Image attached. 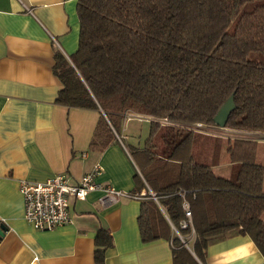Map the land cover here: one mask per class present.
Returning a JSON list of instances; mask_svg holds the SVG:
<instances>
[{
  "label": "trees",
  "instance_id": "16d2710c",
  "mask_svg": "<svg viewBox=\"0 0 264 264\" xmlns=\"http://www.w3.org/2000/svg\"><path fill=\"white\" fill-rule=\"evenodd\" d=\"M260 1L78 0V49L71 63L60 51L54 56L63 86L57 103L101 110L92 148L117 142L127 112L177 124L151 122L144 147L131 150L141 173L133 195L146 189L141 240L171 241L173 264H204L210 244L232 232L249 236L264 255V166L256 161L264 64L248 60L264 54ZM232 95L236 108L223 129L239 136L226 139L238 170L228 179L194 161L197 132L188 127L218 129L214 119ZM95 244V262L105 264L112 236L101 228Z\"/></svg>",
  "mask_w": 264,
  "mask_h": 264
},
{
  "label": "crops",
  "instance_id": "0c3cea01",
  "mask_svg": "<svg viewBox=\"0 0 264 264\" xmlns=\"http://www.w3.org/2000/svg\"><path fill=\"white\" fill-rule=\"evenodd\" d=\"M77 3L0 0V264H96L101 228L113 239L105 264H173L171 241L141 240L146 189L136 198L111 199L101 190L71 198V223L51 231H37L24 219L22 180L62 175L77 185L98 166L97 182L133 194L141 176L131 150L145 142L126 135L138 119L123 118L117 142L98 150L91 142L101 111L57 103L63 86L53 72L54 56L60 51L70 59L78 49ZM204 264H264V255L249 236L232 232L210 244Z\"/></svg>",
  "mask_w": 264,
  "mask_h": 264
},
{
  "label": "built area",
  "instance_id": "2783aa9c",
  "mask_svg": "<svg viewBox=\"0 0 264 264\" xmlns=\"http://www.w3.org/2000/svg\"><path fill=\"white\" fill-rule=\"evenodd\" d=\"M70 61V59H68ZM71 63V61H70ZM127 120L138 119L149 122H158L162 126L177 125L168 119H156L152 116L127 112L124 114ZM189 130L196 132H206L200 123L191 125ZM101 170L98 166L94 170L82 177L77 185L69 183L65 176L58 175L43 182H31L22 180L19 182V190L24 199L25 221L37 231H51L71 223L70 199L84 200L93 191H104L111 199L121 197L136 198L137 195L125 193L110 185L97 182V177ZM186 218L191 222L192 214L189 207H186ZM187 223L183 224L185 228ZM179 235V234H178ZM182 239V237L179 235ZM183 240V239H182Z\"/></svg>",
  "mask_w": 264,
  "mask_h": 264
},
{
  "label": "rangeland",
  "instance_id": "374dc122",
  "mask_svg": "<svg viewBox=\"0 0 264 264\" xmlns=\"http://www.w3.org/2000/svg\"><path fill=\"white\" fill-rule=\"evenodd\" d=\"M256 4L264 5V0ZM248 60L264 64V54L252 52L248 55ZM127 136L135 137L142 144L148 138L150 133V123L146 121H132L127 127ZM213 137H222V142H216ZM239 137L237 132L226 129H209L206 132H197L192 146V157L199 164H204L212 168L216 175L224 178H234L238 164L231 163L227 153V138ZM258 141L257 163L264 166V137H257ZM134 139V138H131Z\"/></svg>",
  "mask_w": 264,
  "mask_h": 264
},
{
  "label": "water",
  "instance_id": "95a60500",
  "mask_svg": "<svg viewBox=\"0 0 264 264\" xmlns=\"http://www.w3.org/2000/svg\"><path fill=\"white\" fill-rule=\"evenodd\" d=\"M236 108L235 102H234V96L232 95L225 104L220 108L218 111L214 122L219 128H225L226 124L228 122L229 116L231 112ZM101 111V110H100ZM5 232V228H0V235H3ZM187 246V245H186Z\"/></svg>",
  "mask_w": 264,
  "mask_h": 264
}]
</instances>
